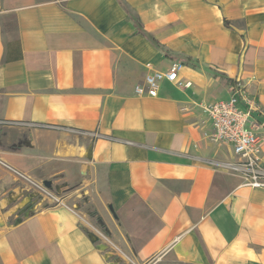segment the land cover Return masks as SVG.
<instances>
[{
  "label": "crops",
  "instance_id": "obj_1",
  "mask_svg": "<svg viewBox=\"0 0 264 264\" xmlns=\"http://www.w3.org/2000/svg\"><path fill=\"white\" fill-rule=\"evenodd\" d=\"M146 63L191 87L138 96ZM229 81L264 113V0H0V264H116L108 245L133 264H264V188L210 164L233 155L201 106ZM27 179L83 191L108 244L74 193L21 218Z\"/></svg>",
  "mask_w": 264,
  "mask_h": 264
},
{
  "label": "built area",
  "instance_id": "obj_2",
  "mask_svg": "<svg viewBox=\"0 0 264 264\" xmlns=\"http://www.w3.org/2000/svg\"><path fill=\"white\" fill-rule=\"evenodd\" d=\"M144 67V83L135 87L138 96L156 97L164 81L179 89L191 87V82L179 78L182 68L179 63H173L166 71H157L150 63ZM201 109L212 128L209 137L212 143L229 147L233 155L232 160L211 161L212 167L238 178L242 186L264 188V165L260 160L264 144L260 130L264 128V121L253 119V114H264L258 102L236 83L229 99L204 104Z\"/></svg>",
  "mask_w": 264,
  "mask_h": 264
},
{
  "label": "rangeland",
  "instance_id": "obj_3",
  "mask_svg": "<svg viewBox=\"0 0 264 264\" xmlns=\"http://www.w3.org/2000/svg\"><path fill=\"white\" fill-rule=\"evenodd\" d=\"M3 131L0 130V141L3 140ZM11 139H15L16 135H10ZM11 142H13L11 140ZM1 144V142H0ZM28 186H30L27 189V194L31 196L30 199L24 203L21 209L20 217L22 218L24 216V213H27L29 209H32L34 207L37 208H45V207H51L57 203H60L62 198L69 194L74 193L70 199V202H68L69 205H74V209L76 212L79 213V215L84 219L83 226L86 230V232L91 235L97 242H103L105 244L107 243V237H106V229L102 223H100V220H97V217L95 216V212L92 210V207L90 203H88L87 199L88 197L83 195V191L78 190V188L72 187V188H63L65 186H60L59 184H54V179L45 180L51 182V187L46 188L43 183L44 182H38L34 183L27 179ZM77 189V190H76ZM85 194V193H84ZM109 249L112 251L113 254L111 255L113 261H117L116 264H133L126 258L122 257L118 252L116 253V250L112 249L110 245H108ZM119 259V260H118Z\"/></svg>",
  "mask_w": 264,
  "mask_h": 264
},
{
  "label": "water",
  "instance_id": "obj_4",
  "mask_svg": "<svg viewBox=\"0 0 264 264\" xmlns=\"http://www.w3.org/2000/svg\"><path fill=\"white\" fill-rule=\"evenodd\" d=\"M43 185L46 187V188H50L51 187V182L50 181H45L43 183Z\"/></svg>",
  "mask_w": 264,
  "mask_h": 264
},
{
  "label": "trees",
  "instance_id": "obj_5",
  "mask_svg": "<svg viewBox=\"0 0 264 264\" xmlns=\"http://www.w3.org/2000/svg\"><path fill=\"white\" fill-rule=\"evenodd\" d=\"M140 33L143 34V32H140ZM155 44H156V43H155ZM229 84H230L231 87H234V85H235L236 83L233 85V82L229 81ZM97 220L99 221V218H98V217H97Z\"/></svg>",
  "mask_w": 264,
  "mask_h": 264
}]
</instances>
